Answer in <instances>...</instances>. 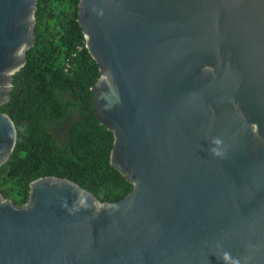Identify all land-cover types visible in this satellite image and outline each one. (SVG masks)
Returning a JSON list of instances; mask_svg holds the SVG:
<instances>
[{
  "label": "water",
  "instance_id": "obj_1",
  "mask_svg": "<svg viewBox=\"0 0 264 264\" xmlns=\"http://www.w3.org/2000/svg\"><path fill=\"white\" fill-rule=\"evenodd\" d=\"M37 7L0 0V107ZM78 16L92 114L134 188L114 204L57 177L23 206L0 194V264H264V0H80ZM17 141L1 113L0 169Z\"/></svg>",
  "mask_w": 264,
  "mask_h": 264
},
{
  "label": "trees",
  "instance_id": "obj_2",
  "mask_svg": "<svg viewBox=\"0 0 264 264\" xmlns=\"http://www.w3.org/2000/svg\"><path fill=\"white\" fill-rule=\"evenodd\" d=\"M80 0H38L36 43L13 79L0 114L18 131L13 155L0 169V194L28 203L40 178L68 179L114 204L134 186L111 164L114 135L92 114L91 89L101 77L78 22Z\"/></svg>",
  "mask_w": 264,
  "mask_h": 264
},
{
  "label": "clouds",
  "instance_id": "obj_3",
  "mask_svg": "<svg viewBox=\"0 0 264 264\" xmlns=\"http://www.w3.org/2000/svg\"><path fill=\"white\" fill-rule=\"evenodd\" d=\"M215 143L218 144V143H220V141L217 140V141H215ZM212 151L215 152L216 150L213 149ZM217 154H219V153H217ZM223 259H224L226 262H228V264H239V261H238V260H234V259L230 256V254L227 253V252H225V253L223 254Z\"/></svg>",
  "mask_w": 264,
  "mask_h": 264
}]
</instances>
